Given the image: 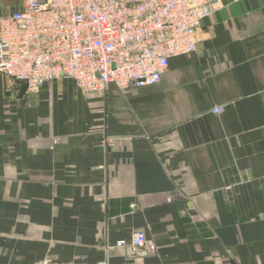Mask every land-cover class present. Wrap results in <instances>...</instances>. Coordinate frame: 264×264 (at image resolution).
Here are the masks:
<instances>
[{
  "label": "crops",
  "instance_id": "1",
  "mask_svg": "<svg viewBox=\"0 0 264 264\" xmlns=\"http://www.w3.org/2000/svg\"><path fill=\"white\" fill-rule=\"evenodd\" d=\"M197 47L142 88L0 73V264H264V0H222Z\"/></svg>",
  "mask_w": 264,
  "mask_h": 264
},
{
  "label": "built area",
  "instance_id": "2",
  "mask_svg": "<svg viewBox=\"0 0 264 264\" xmlns=\"http://www.w3.org/2000/svg\"><path fill=\"white\" fill-rule=\"evenodd\" d=\"M16 1L19 9L0 16V73L32 94L64 78L88 94L110 84L122 90L156 85L171 58L197 51L198 28L222 6V0ZM118 244L158 252L143 230ZM35 264L89 263L46 258Z\"/></svg>",
  "mask_w": 264,
  "mask_h": 264
},
{
  "label": "rangeland",
  "instance_id": "3",
  "mask_svg": "<svg viewBox=\"0 0 264 264\" xmlns=\"http://www.w3.org/2000/svg\"><path fill=\"white\" fill-rule=\"evenodd\" d=\"M9 1V0H6ZM13 2H16L15 0H10ZM13 7V5H11V3H2V0H0V16L5 15L9 10H11Z\"/></svg>",
  "mask_w": 264,
  "mask_h": 264
},
{
  "label": "water",
  "instance_id": "4",
  "mask_svg": "<svg viewBox=\"0 0 264 264\" xmlns=\"http://www.w3.org/2000/svg\"><path fill=\"white\" fill-rule=\"evenodd\" d=\"M26 89H27V84H23V86H22V90H21L22 94L25 92ZM131 251L136 252V251H135L134 249H132V248H131Z\"/></svg>",
  "mask_w": 264,
  "mask_h": 264
}]
</instances>
